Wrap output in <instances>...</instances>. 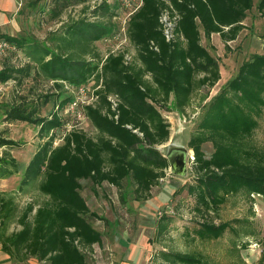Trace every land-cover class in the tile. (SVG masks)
I'll return each mask as SVG.
<instances>
[{"label": "trees", "instance_id": "16d2710c", "mask_svg": "<svg viewBox=\"0 0 264 264\" xmlns=\"http://www.w3.org/2000/svg\"><path fill=\"white\" fill-rule=\"evenodd\" d=\"M71 1L84 4L82 15L64 21L42 40L0 32L1 40L26 57L0 68V83L13 82L16 90L0 103V115L8 123L36 125L42 140L16 191L24 193L37 185L48 197L42 204L28 202L21 208L15 193L0 190V249L15 262L34 258L45 264H88L86 251L104 238L91 220L105 218L89 207L81 193L82 180H90L94 187L107 182L122 189L130 178L137 197L150 196L170 168L169 158L159 149L171 135L162 110H169L173 101L174 108L185 114L195 90L214 87L221 79L220 65L202 37L210 40L218 33L225 43L235 40L254 5V0H143L125 33L135 52L125 48L102 54L96 43L117 35L114 18L122 1L54 0L59 8ZM56 8L50 12L52 18L61 15ZM259 8L264 10V0ZM165 10L177 15L171 41L162 29ZM46 81L51 82V91L30 97L34 84ZM89 84L93 100L81 108L96 135L73 126L59 137L65 126L63 114L73 99L66 94L68 87ZM54 100L53 111L43 115V107ZM201 107L188 141L194 178L178 193L187 192L194 199L191 212L196 219L185 227L184 236L210 241L229 231L238 233L234 224L248 223L221 219L229 196L264 197V147L253 141L264 114V52L244 60L237 74ZM206 143L213 146L210 156L204 151ZM0 146L6 147L0 153L4 179L19 171L11 149L21 143L0 136ZM173 221V215L163 212L156 220L155 240L149 241H164ZM262 245L256 264H264ZM152 262L212 264L199 252L167 246L153 254Z\"/></svg>", "mask_w": 264, "mask_h": 264}, {"label": "rangeland", "instance_id": "374dc122", "mask_svg": "<svg viewBox=\"0 0 264 264\" xmlns=\"http://www.w3.org/2000/svg\"><path fill=\"white\" fill-rule=\"evenodd\" d=\"M116 1L121 0H110V4H114ZM260 1L254 0L252 9L247 11V16L243 21L244 28L235 40L225 43L218 34L215 37L212 36L210 40L202 37L203 45L208 47L220 65L221 79L214 87L204 86L195 90L185 114L174 108L173 101L169 110H162L164 117L170 123L171 135L166 143L159 146V149L167 154L170 144L186 146L188 150L185 153V171L179 173L171 168L167 169L166 175L157 186L152 188L148 198L136 196L134 193L135 184L130 178L124 180L122 189L107 182L94 187L90 180H82L81 193L89 207L105 218L91 220L92 225L103 233L104 238L101 244L96 243L91 250L86 251L89 264H99L110 258L109 252H115V249L110 250V248L113 245L114 236L117 235L131 237L132 243L137 239L142 241L139 244L145 248L143 264H153V254L165 246L181 251L199 252L212 264H256L259 260L263 247L262 242H264V197L255 195L249 198L243 194L229 196L228 202L220 210L221 219H247L248 223L234 224L238 233L229 231L217 240L193 241L184 236V229L186 226L192 225L193 220L196 219L191 212L194 199L187 192L178 193V190L183 184L194 178L193 151L188 148V141L200 115L202 104L237 74L244 60L250 58L254 53L264 52V10L259 8ZM15 5L16 10L13 8L9 10L11 14L14 13L13 24L9 28L1 26L0 32L15 35L30 34L42 40L49 31L58 28L64 21L82 15L84 4L71 1L60 9L54 0H16ZM55 6L61 12L58 18H52L50 15ZM124 19L125 13L122 7L114 18L117 35L96 43L102 54L125 48L132 53L135 52L124 33ZM24 61H26V57L20 50L0 39V67L4 62L19 64ZM13 84V82L0 83V103L10 100L16 95ZM50 87L51 82L49 81L37 82L34 84V90L29 93L30 97L38 98L40 94L50 92ZM87 88L85 92L87 96L82 98L80 91L71 86L68 87L66 94L72 95V100L76 99L80 104L78 103L79 107L74 112L63 114L65 126L58 132L59 137L64 133V130L73 126L84 129L90 135H96V129L84 117L81 108L83 104L91 102L93 87L89 84ZM24 94H28V84L24 89ZM56 103L55 100L50 101L43 107L41 113L49 114L53 111ZM0 136L12 138L21 143L20 147L11 149L19 163V171L8 178H0V190L15 193L21 208H24L28 202L44 203L48 197L39 191L37 185L29 187L24 193L16 191L26 165L37 146L42 142L38 137V127L22 121L8 123L3 121L0 115ZM253 141L264 147V114L260 118V125L254 133ZM57 142H61V139ZM5 148L0 146V153ZM204 151L207 156H210L213 151L212 144L206 143ZM165 211L174 217L170 231L163 237L165 239L161 243H151L149 240L152 238L155 240L157 232L156 220ZM216 221L219 222V219ZM252 231L255 232V235L249 233ZM245 244L248 246L245 247ZM26 263L45 264L39 263L36 259H31Z\"/></svg>", "mask_w": 264, "mask_h": 264}, {"label": "crops", "instance_id": "0c3cea01", "mask_svg": "<svg viewBox=\"0 0 264 264\" xmlns=\"http://www.w3.org/2000/svg\"><path fill=\"white\" fill-rule=\"evenodd\" d=\"M15 2L16 0H0V27L4 26L9 28V26L13 24L12 18L14 17V13L11 14L9 10H12L11 8H13V10L17 9ZM217 34L218 33H214L212 36L215 37ZM131 239V237L126 235L114 236L113 245L110 250L115 249V252H109L110 258H108L106 262L103 260V262L99 264H143L145 248L141 247L139 244L142 241L137 239L132 243ZM28 261H31V259ZM28 261L15 262L6 253L0 250V264H27L26 262Z\"/></svg>", "mask_w": 264, "mask_h": 264}, {"label": "built area", "instance_id": "2783aa9c", "mask_svg": "<svg viewBox=\"0 0 264 264\" xmlns=\"http://www.w3.org/2000/svg\"><path fill=\"white\" fill-rule=\"evenodd\" d=\"M121 1H122V5L124 8V13H125L124 33H126L127 21L129 20L130 16L141 7L143 0H121ZM108 2L110 3V0H108ZM176 19H177V15H172L169 10H165L161 15L162 29H163V32H164L167 40H169V41L174 39V26H175ZM87 89L88 88L85 86L77 88V90L80 91L82 98L87 96L85 93ZM90 98L92 101L93 100V92H92ZM112 100L114 102V105H116L114 99H112ZM78 103H79L78 100H76V99L72 100L68 104L66 112L68 114L71 112H74V110L79 107L80 103L79 104ZM86 104H88V103H86Z\"/></svg>", "mask_w": 264, "mask_h": 264}, {"label": "water", "instance_id": "95a60500", "mask_svg": "<svg viewBox=\"0 0 264 264\" xmlns=\"http://www.w3.org/2000/svg\"><path fill=\"white\" fill-rule=\"evenodd\" d=\"M187 150L186 146L178 144H170L168 146V152L165 155L169 158L171 170L179 173L185 171V153Z\"/></svg>", "mask_w": 264, "mask_h": 264}]
</instances>
